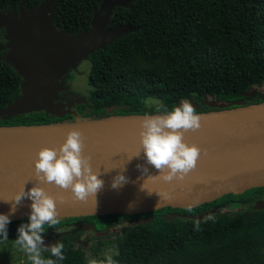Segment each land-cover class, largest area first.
I'll list each match as a JSON object with an SVG mask.
<instances>
[{"label": "trees", "instance_id": "16d2710c", "mask_svg": "<svg viewBox=\"0 0 264 264\" xmlns=\"http://www.w3.org/2000/svg\"><path fill=\"white\" fill-rule=\"evenodd\" d=\"M105 1L110 0H0V11L51 2L52 28L76 37L90 31L93 14ZM107 27L129 31L86 54L91 92L84 102L62 117L42 109L0 120V126L159 115L185 99H193L196 112L217 109L201 103L207 97L216 103L242 100L243 105L264 101V93L242 95L264 85V0H131L114 9ZM19 97L20 76L0 59V110ZM150 100L155 103L147 105ZM253 190L188 210L76 218L140 221L109 241L116 264H264V209H233L247 203ZM210 209L212 214L195 219ZM59 241L66 258L57 264H87L72 235ZM42 256L56 260L49 251Z\"/></svg>", "mask_w": 264, "mask_h": 264}, {"label": "water", "instance_id": "95a60500", "mask_svg": "<svg viewBox=\"0 0 264 264\" xmlns=\"http://www.w3.org/2000/svg\"><path fill=\"white\" fill-rule=\"evenodd\" d=\"M64 36L69 39L78 37ZM47 72L51 77L48 82L45 76ZM42 74L46 82L45 89H41L44 91L43 110L55 117L70 113L68 110L59 112L54 108L51 90L53 74L45 70ZM252 90L242 95H252ZM188 101L196 108L193 99ZM201 103L217 109L196 112L201 118V128L186 132L183 141L189 146L200 148V157L194 170L182 180H173L171 183L149 178L159 176L160 172L146 163L141 152L139 133L145 115L0 126V214L10 211L11 202L5 201H10L22 189L27 192L34 185L43 188L57 200L60 218L144 214L167 207L188 210L223 195H238L264 187V101L248 105H243L242 100L227 103L203 100ZM107 111L111 112L113 108ZM72 130L81 133L84 144L82 155L91 157L93 173L98 174V179L104 182L95 196H90L84 202L73 200L70 190L38 183L35 178L34 162L38 151L42 148L58 149ZM138 153L139 157H135ZM138 164L146 167L147 173L142 174L137 168ZM118 174H123L129 182L113 188V178ZM143 184L144 190H141ZM164 194L169 198H165ZM30 205V200H22L16 206L15 214L10 216L11 222L27 219L31 212ZM247 207L252 210L264 209V200L251 201ZM213 211L203 212L195 219L200 220ZM139 222L136 220L133 225ZM98 235H106V232Z\"/></svg>", "mask_w": 264, "mask_h": 264}, {"label": "clouds", "instance_id": "9594fccd", "mask_svg": "<svg viewBox=\"0 0 264 264\" xmlns=\"http://www.w3.org/2000/svg\"><path fill=\"white\" fill-rule=\"evenodd\" d=\"M200 120L195 108L186 99L172 110H165L163 114L144 116L139 133L141 152L146 163L160 172L159 176L149 178L171 183L173 180H182L195 169L201 149L196 145L189 146L183 141L186 132L201 128ZM83 147L81 133L72 130L58 149L39 150L34 162L36 181L70 190L75 201L84 202L90 196L94 197L104 182L98 179V174L93 173L91 157L82 155ZM140 153L135 157H139ZM137 168L142 174L148 171L143 165L138 164ZM128 182L127 177L118 174L113 178L112 187L118 188ZM141 190H144V184ZM164 197L169 198L167 194ZM24 199L31 201V212L28 222L18 227L15 244L27 254L31 264H57V260H64V245L60 241L49 247L43 246L45 227L54 228L60 223L57 200L35 185L27 192L22 189L10 201H5L11 202V208L8 214H0V239L8 240L7 226L11 223L10 216L15 214L16 206ZM42 251H49L56 260L45 259ZM89 264H116V261L108 256L103 261L91 260Z\"/></svg>", "mask_w": 264, "mask_h": 264}, {"label": "rangeland", "instance_id": "374dc122", "mask_svg": "<svg viewBox=\"0 0 264 264\" xmlns=\"http://www.w3.org/2000/svg\"><path fill=\"white\" fill-rule=\"evenodd\" d=\"M130 1L110 0L103 2L93 14L90 31L71 39L52 28L50 23L51 2H46L34 9H23L19 6L15 12L8 9L0 11V35L2 39L0 59L20 76V97L11 105L0 110V120L43 109L44 91L41 89L46 87L45 76L47 82L51 79L48 72L45 76L42 74L44 70H51L53 74L51 90L54 108L65 111L72 105L84 102L91 92V88L87 85L89 63L85 60V56L102 47L114 37L129 31L125 27L109 29L107 24L116 7L125 6ZM53 45L58 48L63 47L60 51L65 55L60 57ZM21 49H27L35 55L36 60L32 66L31 63L21 57L23 55ZM252 89V95L264 93V85ZM206 99L214 101L209 97ZM154 103L155 101L150 100L147 105ZM65 231L68 229H58L48 237L44 233L43 246L48 247L58 233ZM86 235L87 233L80 234L76 246L82 249L87 264L91 260L106 258L115 253L114 248L109 246V241L113 240V236L85 240ZM99 244L102 246L99 247ZM0 264H31V261H29L27 254L11 241V243L0 247Z\"/></svg>", "mask_w": 264, "mask_h": 264}, {"label": "flooded vegetation", "instance_id": "af4514ba", "mask_svg": "<svg viewBox=\"0 0 264 264\" xmlns=\"http://www.w3.org/2000/svg\"><path fill=\"white\" fill-rule=\"evenodd\" d=\"M254 189L255 190H253L250 193V195L247 196L249 197V201L247 203H245L244 205L240 204L234 207L233 209H238L241 207L248 208L247 204L249 202L255 201V200H264V187L254 188ZM14 222H11L7 226L8 240L5 241L3 239H0V247L11 243V241L12 243H15V239H17V235H18L17 234L18 228L16 227ZM132 222L134 221L129 220V219H123L115 223H100L90 218H76V217L75 218H60V223L57 224L54 228H48L47 226L45 227V234L48 237L58 229H62V228L68 229V231L58 233L55 236V238L51 241L49 246L53 245L60 236L66 235V234L73 236V241L75 244L79 242V236L81 233H87V235L85 236V240L92 239V238L93 239L108 238L110 236H113V239H114L116 236H120L123 230L129 227L132 224ZM104 232H106V235H98L99 233H104Z\"/></svg>", "mask_w": 264, "mask_h": 264}, {"label": "bare ground", "instance_id": "6f19581e", "mask_svg": "<svg viewBox=\"0 0 264 264\" xmlns=\"http://www.w3.org/2000/svg\"><path fill=\"white\" fill-rule=\"evenodd\" d=\"M43 32V31H42ZM42 34H44V33H42ZM49 35V34H48ZM51 36V35H50ZM44 37V36H43ZM46 38V37H45ZM50 38V37H49ZM45 40V39H44ZM54 40V39H53ZM51 43V42H50ZM52 44V43H51ZM76 45V44H75ZM54 46V45H53ZM81 46V45H80ZM54 47H56V46H54ZM42 48V47H41ZM73 48V47H72ZM80 48V47H79ZM37 49V48H36ZM56 50H57V54L60 56V57H62V56H64L65 54H62L61 53V51L60 50H58L57 48H56ZM35 53V52H34ZM21 54H23V55H21V57L22 58H24V59H26L29 63H31V66L33 65L32 63H34L35 62V60H36V58L34 57L35 55H33L30 51H28L27 49H21ZM53 57V56H52ZM60 59H63V58H60ZM60 70V69H59ZM51 71V70H50Z\"/></svg>", "mask_w": 264, "mask_h": 264}]
</instances>
